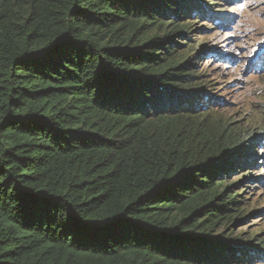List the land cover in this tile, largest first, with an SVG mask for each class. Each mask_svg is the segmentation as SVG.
<instances>
[{
  "label": "trees",
  "instance_id": "1",
  "mask_svg": "<svg viewBox=\"0 0 264 264\" xmlns=\"http://www.w3.org/2000/svg\"><path fill=\"white\" fill-rule=\"evenodd\" d=\"M225 1L0 0V264H264V126L196 40Z\"/></svg>",
  "mask_w": 264,
  "mask_h": 264
},
{
  "label": "rangeland",
  "instance_id": "2",
  "mask_svg": "<svg viewBox=\"0 0 264 264\" xmlns=\"http://www.w3.org/2000/svg\"><path fill=\"white\" fill-rule=\"evenodd\" d=\"M213 10L227 21L210 26L212 30L196 39L218 56L202 59L204 79L224 103L220 115L241 129L264 126V0H226ZM259 160V169L249 172L264 179V161ZM253 187L246 192L249 224L236 232L264 237V184Z\"/></svg>",
  "mask_w": 264,
  "mask_h": 264
}]
</instances>
